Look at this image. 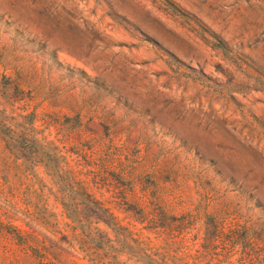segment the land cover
<instances>
[{"label":"rangeland","instance_id":"obj_1","mask_svg":"<svg viewBox=\"0 0 264 264\" xmlns=\"http://www.w3.org/2000/svg\"><path fill=\"white\" fill-rule=\"evenodd\" d=\"M26 233L264 264V0H0V264H49Z\"/></svg>","mask_w":264,"mask_h":264},{"label":"trees","instance_id":"obj_2","mask_svg":"<svg viewBox=\"0 0 264 264\" xmlns=\"http://www.w3.org/2000/svg\"><path fill=\"white\" fill-rule=\"evenodd\" d=\"M9 144V143H8ZM95 220L96 222H103L107 226L112 225L113 230L116 232L123 231V227L119 224L116 217L113 215V213L110 211L109 207L105 206L101 202H95ZM78 222V220L76 219ZM121 236H124L121 234ZM16 237L21 238L24 240V244L27 248H30L32 250H35L39 253V255L42 257V261L49 263V264H63L65 262V259H69L68 257H65L66 251L65 248H63V244H66L67 246H72V243L70 240L66 239V236L63 235V238L59 244L56 243H50L49 245L43 244L39 246V243H42L43 241H40L38 236L32 235V234H24V235H17ZM97 244H96V252L95 257L91 262L93 264H114L115 263V256H112L106 252L103 251L102 247L99 246L98 243H105L108 241L107 234L98 235L96 237ZM105 245V244H104ZM165 258V256H163Z\"/></svg>","mask_w":264,"mask_h":264}]
</instances>
